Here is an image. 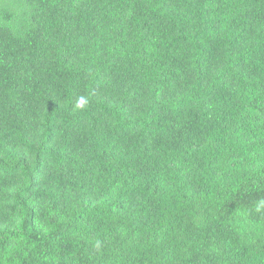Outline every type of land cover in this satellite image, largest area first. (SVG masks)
Returning <instances> with one entry per match:
<instances>
[{
    "label": "trees",
    "instance_id": "1",
    "mask_svg": "<svg viewBox=\"0 0 264 264\" xmlns=\"http://www.w3.org/2000/svg\"><path fill=\"white\" fill-rule=\"evenodd\" d=\"M262 200L264 0H0V264H264Z\"/></svg>",
    "mask_w": 264,
    "mask_h": 264
},
{
    "label": "clouds",
    "instance_id": "2",
    "mask_svg": "<svg viewBox=\"0 0 264 264\" xmlns=\"http://www.w3.org/2000/svg\"><path fill=\"white\" fill-rule=\"evenodd\" d=\"M87 104V100L85 97H80L77 101L76 107L77 108H83ZM261 209H264V200L260 201L257 205V211H260Z\"/></svg>",
    "mask_w": 264,
    "mask_h": 264
}]
</instances>
